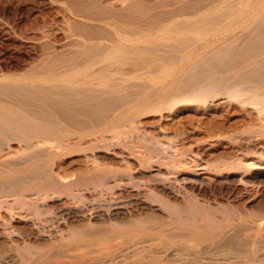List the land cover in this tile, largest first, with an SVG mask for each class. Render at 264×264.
Listing matches in <instances>:
<instances>
[{
	"label": "bare ground",
	"instance_id": "obj_1",
	"mask_svg": "<svg viewBox=\"0 0 264 264\" xmlns=\"http://www.w3.org/2000/svg\"><path fill=\"white\" fill-rule=\"evenodd\" d=\"M107 1L103 7L102 0H70V11L95 14L102 27H82L81 34L72 35L81 40L68 50L46 54L23 74L0 77V154L10 143L19 144L23 152L11 158L18 160L9 158L11 163L7 157L0 160V167L8 169L5 176L0 169V210L7 203L9 208L14 203L31 205L60 186L65 192L90 183L96 190L125 188L136 195L94 202L89 217L128 215L153 207L149 194L157 186L186 203L177 215L196 220L191 224L197 227L201 213L196 203L188 202L192 191H227L233 186L245 193L256 189L264 196V144L258 142L264 138V0H160L151 5ZM153 12L156 17L147 21L160 25L158 31L153 26V32H143L141 21ZM223 105L249 113L250 128L234 141L249 143L239 152L249 150L254 160L246 161L247 155L240 153L234 160L211 163L201 152L176 148L169 138L163 139L167 143L147 138L149 152H142L143 137L135 134L139 116L174 114L183 108L205 112ZM102 151L115 157L102 156ZM59 155L81 157L93 169V178L83 172L85 181L76 178L78 183H72L67 176H56L51 170L55 159L49 160ZM204 214L212 220L204 224L213 226L215 213ZM177 253L196 255L185 248ZM251 256L250 263L255 261Z\"/></svg>",
	"mask_w": 264,
	"mask_h": 264
},
{
	"label": "rangeland",
	"instance_id": "obj_2",
	"mask_svg": "<svg viewBox=\"0 0 264 264\" xmlns=\"http://www.w3.org/2000/svg\"><path fill=\"white\" fill-rule=\"evenodd\" d=\"M137 1L142 5H151L160 0ZM102 3L100 6L105 7L108 1L102 0ZM70 7V0H0V77L28 72L37 62L44 60L43 56L46 54L68 50L74 41L81 40V36H72L75 33L81 34L83 30L102 27L97 15H87L82 10L76 13L75 9L70 11L73 9ZM156 13H151L150 17L144 16L146 21H141L142 27L145 28L142 29L143 32L153 30L150 29L154 23L151 26L148 21L154 19ZM158 26H154L153 31H158ZM82 27L84 29L81 31ZM233 106L228 108V105H223L205 112L202 109L196 112L183 108L174 114H143L144 117L139 116L135 122V126L139 127V130H136L138 132H135L136 136L141 135L143 139L147 136L144 141H139L142 144L139 146L146 154L149 151L145 146L151 140H162L165 143L169 138L175 143L174 146L177 145L176 148H182L183 145V149L201 152V158L212 161L211 163L234 160L240 155L239 150L246 149L245 145H249L235 142L234 138L236 135L244 136L239 134L247 133L252 120L245 109ZM258 139L260 138L254 141ZM145 140L149 142L146 143ZM169 140L167 142H170ZM258 142L264 144V138ZM7 147L0 154L2 162L4 159L6 161V157L7 160L10 158L9 160L13 161L16 158H11L23 156L19 144L10 143ZM122 148L121 151L127 153V150ZM248 152L250 151L241 154L247 155L246 161L254 160V154ZM100 155L110 159L115 157L111 152L102 151ZM66 156L67 158H64ZM66 156L50 158L52 160L49 161H55L52 163L54 168L48 161L56 176H67L66 181L72 183L82 177L84 179L86 173L88 178H93V169L87 168L81 157ZM9 160L7 162L11 163ZM113 164L110 166L124 167ZM0 169H3L5 176L8 169L3 166ZM0 176L2 179L1 173ZM87 185L84 189L81 187L83 185H79L78 189L75 187V190H67L68 193L62 189L64 194L60 192L61 186L50 190L51 193L46 191L42 200H37L29 204L30 206L14 203L9 208L8 203L2 205L0 264H264L262 191L249 189L245 193L241 187L232 186L227 191L215 187L212 188L215 191L190 192L188 202L196 203L193 204L197 205L196 208L198 207L201 213V217L196 218L199 225L194 227L191 223L194 221L196 224V220L188 221L177 215L179 208L184 207L186 203L171 199L157 186L151 188L148 202L153 207L148 210L128 215L106 213L99 218L89 217L90 208H96L92 206L94 202L106 204L122 198L126 200L136 195V192L125 188L114 191H105L103 188L96 190L92 184ZM72 196L76 199L72 200ZM38 208V211H43L44 214L40 212L38 215ZM213 212L214 218H211L214 225L207 226L212 220L210 216L208 220L204 213L213 215ZM40 216L41 221H38ZM56 216L63 219L58 222ZM206 222L207 224H204ZM258 233L261 234L260 237L253 241V236ZM180 248L192 250L196 255L187 257L183 253H177ZM251 255L256 263H250Z\"/></svg>",
	"mask_w": 264,
	"mask_h": 264
}]
</instances>
